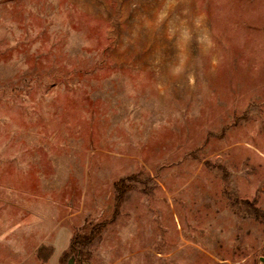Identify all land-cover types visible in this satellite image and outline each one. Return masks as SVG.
Returning <instances> with one entry per match:
<instances>
[{"label":"rangeland","instance_id":"1","mask_svg":"<svg viewBox=\"0 0 264 264\" xmlns=\"http://www.w3.org/2000/svg\"><path fill=\"white\" fill-rule=\"evenodd\" d=\"M54 174L140 180L91 264H264V0H0V237Z\"/></svg>","mask_w":264,"mask_h":264},{"label":"crops","instance_id":"2","mask_svg":"<svg viewBox=\"0 0 264 264\" xmlns=\"http://www.w3.org/2000/svg\"><path fill=\"white\" fill-rule=\"evenodd\" d=\"M85 177L87 180L83 182L76 177L64 180L60 175L54 174L51 183L46 184L44 180V185H39L37 191H29L27 203L21 210V223L0 237V248L24 262L29 260L25 257H34L42 246H49L52 247L53 254L48 264H60V259L73 238L74 223L81 217L87 223L93 216L103 214V204H97L99 195L91 198V203L86 206L90 185L87 176ZM43 188L49 191L42 193L40 190ZM78 190L80 195L77 197Z\"/></svg>","mask_w":264,"mask_h":264},{"label":"trees","instance_id":"3","mask_svg":"<svg viewBox=\"0 0 264 264\" xmlns=\"http://www.w3.org/2000/svg\"><path fill=\"white\" fill-rule=\"evenodd\" d=\"M138 183H140V180L137 175L123 178L115 183V206L113 218L111 221L97 223L90 228L89 232L77 230L74 233L68 250L64 252L60 259L61 264H67L72 256L76 258V264H91L93 246L101 239L109 223L114 221L119 215L122 204L127 199L128 195L136 189ZM226 192L232 205L243 207L250 216L264 224V211L259 209L254 202L232 197V192H230L228 188L226 189ZM50 251L51 254H53V249Z\"/></svg>","mask_w":264,"mask_h":264},{"label":"water","instance_id":"4","mask_svg":"<svg viewBox=\"0 0 264 264\" xmlns=\"http://www.w3.org/2000/svg\"><path fill=\"white\" fill-rule=\"evenodd\" d=\"M67 264H76V258L74 256H72L69 260Z\"/></svg>","mask_w":264,"mask_h":264}]
</instances>
